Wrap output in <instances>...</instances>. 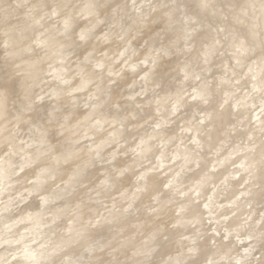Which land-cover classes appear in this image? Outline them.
<instances>
[{
  "label": "clouds",
  "instance_id": "9594fccd",
  "mask_svg": "<svg viewBox=\"0 0 264 264\" xmlns=\"http://www.w3.org/2000/svg\"><path fill=\"white\" fill-rule=\"evenodd\" d=\"M0 264H264V0H0Z\"/></svg>",
  "mask_w": 264,
  "mask_h": 264
}]
</instances>
